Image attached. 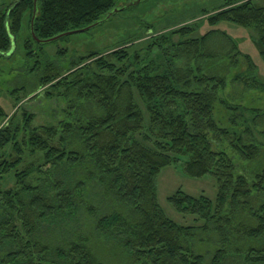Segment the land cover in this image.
<instances>
[{
    "label": "trees",
    "instance_id": "1",
    "mask_svg": "<svg viewBox=\"0 0 264 264\" xmlns=\"http://www.w3.org/2000/svg\"><path fill=\"white\" fill-rule=\"evenodd\" d=\"M122 1L37 0L35 35L47 39L84 28L117 5L124 6ZM32 10L33 0L0 5L1 56L14 49L27 15L22 45L34 41ZM204 15L209 27L230 22L254 29L264 61V5L224 0L219 10ZM194 30L185 25L143 43L140 49L148 56L154 50L159 54L157 66H151V59L145 64L132 49L134 40L126 38L120 41L123 48L80 54L70 59L64 73L40 76V86L50 89L46 97L57 94L72 103L57 126H33V115L24 109L9 116L0 95V178L14 177L13 186L0 188V264H103L90 235L116 244L129 264H264V165L246 176L228 153L232 150L251 162L260 147L215 120L217 93L225 87L222 78L190 79V69L183 76L168 61V43L181 46L178 59L213 57L206 46L217 31L195 36ZM174 34L181 36L177 43L170 39ZM15 99L13 106L19 103L18 96ZM257 118L251 126L257 125ZM245 130L251 134L250 126ZM180 160L186 175L211 174L216 184L214 200L180 189L167 198L178 213L193 218V225L170 219L157 199V175ZM59 170L80 178L72 185L59 178L51 181ZM88 183H97L111 200L110 212L96 216L94 234L50 243L44 230L59 216L77 210V197H85L95 186Z\"/></svg>",
    "mask_w": 264,
    "mask_h": 264
},
{
    "label": "rangeland",
    "instance_id": "2",
    "mask_svg": "<svg viewBox=\"0 0 264 264\" xmlns=\"http://www.w3.org/2000/svg\"><path fill=\"white\" fill-rule=\"evenodd\" d=\"M10 1L13 0H0V5ZM253 1L257 5H264V0ZM223 2L224 0H123L121 4L131 6L117 12L96 29L92 28L53 42L32 41L25 47L22 45V39L27 37V15L20 31L22 36L16 37L13 42L14 49L0 55L1 102L9 116L16 109H24L33 115V126H57L67 117L72 103L57 94L53 95L52 99L46 97L45 92H50V89L40 86V76H49L57 71L64 73L70 59L80 54L98 52L102 55L106 53V49L123 48L124 45H121L120 41L126 38L134 40L132 49L145 58V64L151 59V66H157L160 64L159 54L154 50L152 56H148L140 49L143 43L154 42L153 38L157 34L167 33L185 25L195 29V36H201L213 28L217 33L208 38L206 46L207 52L213 55L211 59H195L191 62L187 61L186 57L178 59L176 54L181 46H170L168 43V61L171 62V69L181 71L183 76L187 74L186 70L190 69V79L203 75L224 80L225 87L217 93L213 116L219 125L238 135H244L245 141H250L249 136L253 139L252 142L260 147L257 157L251 162L242 161L234 151H228L238 171L244 175L250 174L252 169L256 170L264 165V61L256 47L257 33L254 29L230 22H220L213 27L205 23L204 12H216ZM170 39L172 43H177L181 36L174 34ZM59 51L64 53L60 54ZM17 96L19 103L13 106ZM88 107H84L87 114L90 113ZM254 116L258 117V123L251 126ZM247 126L252 129L250 135L245 132ZM27 160L35 161L33 157H28ZM76 170L78 175H82V170ZM77 173L59 170L52 175L51 181L59 178L72 185L80 178ZM13 184V174L0 178L2 189L10 188ZM88 184L95 186L86 190L87 196L77 197V210L59 216L56 224L44 230L43 235L50 243H64L82 233L92 231L96 216L110 212L113 207L111 200L101 194L97 183ZM156 185L161 208L170 219L180 224L193 225L194 222L191 216L181 215L168 202L167 198L176 190L180 189L192 196L204 194L212 200L216 196L213 176L207 174L201 178H193L186 175L183 171V160L162 168L157 175ZM88 207L95 213L92 214ZM92 233L94 234L93 231ZM89 237L98 261L103 264H129L127 255L116 244H112V241L105 243L100 236Z\"/></svg>",
    "mask_w": 264,
    "mask_h": 264
},
{
    "label": "water",
    "instance_id": "3",
    "mask_svg": "<svg viewBox=\"0 0 264 264\" xmlns=\"http://www.w3.org/2000/svg\"><path fill=\"white\" fill-rule=\"evenodd\" d=\"M142 0H137V2H140ZM131 4H125L124 6L121 5H117L116 7H114L108 14L106 17L101 18L100 20L94 22L91 25H88L84 28H80V29H75V30H70V31H66L63 33H60L54 37L51 38H47V39H40L35 35L34 32V22L36 17L39 15V10H38V3L37 0H33V10H32V17H31V22H30V33L32 36V39L38 43H46V42H53L56 41L58 39H61L63 37L69 36V35H73V34H77V33H81V32H85L88 30H91L92 28L101 25L103 22H105L106 20H108L111 16H113L114 14H116L117 12H120L124 9H126L127 7H130Z\"/></svg>",
    "mask_w": 264,
    "mask_h": 264
},
{
    "label": "bare ground",
    "instance_id": "4",
    "mask_svg": "<svg viewBox=\"0 0 264 264\" xmlns=\"http://www.w3.org/2000/svg\"><path fill=\"white\" fill-rule=\"evenodd\" d=\"M91 25V24H90Z\"/></svg>",
    "mask_w": 264,
    "mask_h": 264
}]
</instances>
